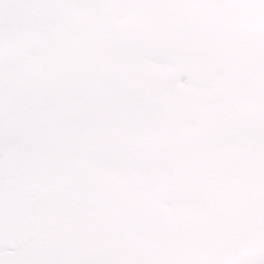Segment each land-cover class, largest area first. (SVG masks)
I'll use <instances>...</instances> for the list:
<instances>
[{
  "label": "snow or ice",
  "instance_id": "6c2138e0",
  "mask_svg": "<svg viewBox=\"0 0 264 264\" xmlns=\"http://www.w3.org/2000/svg\"><path fill=\"white\" fill-rule=\"evenodd\" d=\"M0 264H264V0H0Z\"/></svg>",
  "mask_w": 264,
  "mask_h": 264
}]
</instances>
